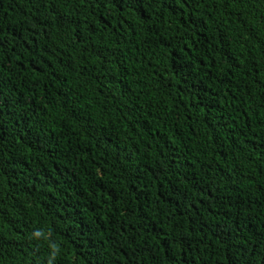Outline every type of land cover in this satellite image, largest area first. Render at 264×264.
I'll list each match as a JSON object with an SVG mask.
<instances>
[{
	"label": "trees",
	"instance_id": "16d2710c",
	"mask_svg": "<svg viewBox=\"0 0 264 264\" xmlns=\"http://www.w3.org/2000/svg\"><path fill=\"white\" fill-rule=\"evenodd\" d=\"M0 264H264V0H0Z\"/></svg>",
	"mask_w": 264,
	"mask_h": 264
}]
</instances>
